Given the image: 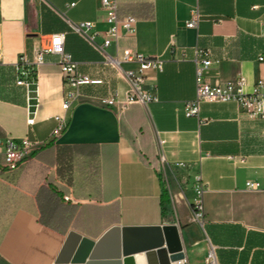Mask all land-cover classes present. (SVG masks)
I'll return each instance as SVG.
<instances>
[{
  "label": "crops",
  "instance_id": "1",
  "mask_svg": "<svg viewBox=\"0 0 264 264\" xmlns=\"http://www.w3.org/2000/svg\"><path fill=\"white\" fill-rule=\"evenodd\" d=\"M115 2L119 19L134 18L132 32L118 23L117 38L103 46L100 0H0V140L42 142L0 175V258L69 264L83 236L96 240L114 225L175 224L190 264H202L210 244L219 264H264V117L249 116L235 102H204L197 116L184 113L195 94L198 51L211 61L203 70L209 84L242 76L248 91L264 82V0ZM194 9L202 19L190 28ZM83 21L93 26L70 28ZM54 33L64 34L81 73L101 79L81 85L66 112L56 55L27 67L35 78L26 85L17 82L19 58L31 59ZM123 49L160 55L164 63L161 71H146L145 87L155 100L120 110L100 99H121L128 87L123 70L137 68L104 63V54L120 56ZM58 114H66L67 125L51 137ZM197 175L201 218L192 209ZM247 179L260 186L246 189ZM48 184L65 206L49 211L46 225L38 192Z\"/></svg>",
  "mask_w": 264,
  "mask_h": 264
},
{
  "label": "built area",
  "instance_id": "2",
  "mask_svg": "<svg viewBox=\"0 0 264 264\" xmlns=\"http://www.w3.org/2000/svg\"><path fill=\"white\" fill-rule=\"evenodd\" d=\"M101 7L106 11L107 27L105 29V37L103 38V46L109 45L112 40L117 38V24L122 23L123 27L128 32H132V24L134 18L130 15L122 19L117 17V6L115 0H100ZM202 19V14L197 9L191 11L189 20L186 21L187 27H196ZM93 26L90 21L78 23H70V28L75 32L89 30ZM45 54H54L57 56V64L63 82V97L61 108L64 112L68 111L78 100L80 95V86L84 84H98L101 79L91 78L87 74L81 73L78 69L77 62L72 55L66 51L64 47V34L54 33L51 35L48 44L45 47L38 48L31 59L21 56L17 63V68L20 69L21 78L18 79V84L26 85L28 83L26 67L32 65H40L44 62ZM206 54L198 51L194 58L195 61V94L191 100L184 103V113L187 116H197L200 110V105L204 102H235L249 116L264 117V82H259L253 85L250 90H244L245 81L242 76L235 80L227 81L223 84L212 85L206 82L203 78V70L211 63ZM185 54L181 53V58ZM259 59L264 60V57ZM134 62L137 65L136 69L123 70V74L127 79L128 87L124 91L123 97L117 99L116 95L107 96L100 99V103L105 106L117 105L120 110H124L131 103H141L146 105L152 100H155L154 92L145 87L146 71L149 69L161 71L163 69V58L158 56H147L130 49H123L121 55L111 56L104 54V63L109 64L117 69L122 70L121 64ZM55 125L51 131V137L58 136L66 127V114H58L54 117ZM33 119H28V123H32ZM42 145V142L37 139L23 137L14 139L6 137L0 140V175L6 172L14 171L19 163L26 158L31 151ZM177 166H184L182 163ZM198 187L196 196L192 202V209L195 218H201L203 214V206L201 202V192L203 190L200 177L196 176ZM260 186L259 182L253 179L245 181L246 189H257ZM169 264H190L184 256L181 259L171 261ZM202 264H219L214 247H210L203 259Z\"/></svg>",
  "mask_w": 264,
  "mask_h": 264
},
{
  "label": "water",
  "instance_id": "3",
  "mask_svg": "<svg viewBox=\"0 0 264 264\" xmlns=\"http://www.w3.org/2000/svg\"><path fill=\"white\" fill-rule=\"evenodd\" d=\"M71 238V237H70ZM68 238L67 244H70ZM143 253L147 264H169L184 257L175 224L114 225L96 240L81 237L67 260L70 264H136Z\"/></svg>",
  "mask_w": 264,
  "mask_h": 264
},
{
  "label": "trees",
  "instance_id": "4",
  "mask_svg": "<svg viewBox=\"0 0 264 264\" xmlns=\"http://www.w3.org/2000/svg\"><path fill=\"white\" fill-rule=\"evenodd\" d=\"M27 80L35 78L34 70L27 69ZM40 197V219L46 225H49L47 221L49 217V211L57 210L59 213L65 206L64 200L62 199V195L59 190L56 189L53 185L48 184L47 186H42L38 192ZM61 206V207H60ZM55 214V213H54ZM55 227V226H54ZM0 264H9L8 262L4 261L0 258Z\"/></svg>",
  "mask_w": 264,
  "mask_h": 264
},
{
  "label": "bare ground",
  "instance_id": "5",
  "mask_svg": "<svg viewBox=\"0 0 264 264\" xmlns=\"http://www.w3.org/2000/svg\"><path fill=\"white\" fill-rule=\"evenodd\" d=\"M134 258H135L136 264H147L143 253L135 254Z\"/></svg>",
  "mask_w": 264,
  "mask_h": 264
},
{
  "label": "rangeland",
  "instance_id": "6",
  "mask_svg": "<svg viewBox=\"0 0 264 264\" xmlns=\"http://www.w3.org/2000/svg\"><path fill=\"white\" fill-rule=\"evenodd\" d=\"M34 152V151H33ZM31 154V153H30ZM27 158V157H26ZM26 158H24L20 163H19V165H18V167L20 166V164L22 163V162H24L25 160H26ZM17 167V168H18ZM70 264V263H69Z\"/></svg>",
  "mask_w": 264,
  "mask_h": 264
}]
</instances>
